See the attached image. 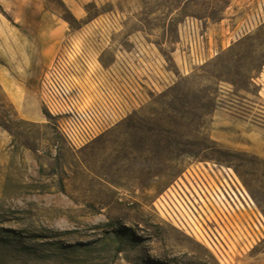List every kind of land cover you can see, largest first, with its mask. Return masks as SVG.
Segmentation results:
<instances>
[{
    "label": "rangeland",
    "instance_id": "obj_1",
    "mask_svg": "<svg viewBox=\"0 0 264 264\" xmlns=\"http://www.w3.org/2000/svg\"><path fill=\"white\" fill-rule=\"evenodd\" d=\"M112 13L122 43L173 40L187 18L234 31L154 97L156 120L140 109L72 151L40 81L68 33ZM262 88L264 0H0V264H264Z\"/></svg>",
    "mask_w": 264,
    "mask_h": 264
},
{
    "label": "built area",
    "instance_id": "obj_2",
    "mask_svg": "<svg viewBox=\"0 0 264 264\" xmlns=\"http://www.w3.org/2000/svg\"><path fill=\"white\" fill-rule=\"evenodd\" d=\"M121 23L119 15L112 13L68 33L41 78L40 106L72 151L127 119L143 105L147 92L158 91L146 76L149 67L143 52L121 57L116 69L101 63ZM183 31L190 55L198 60L203 47L199 21L185 20Z\"/></svg>",
    "mask_w": 264,
    "mask_h": 264
},
{
    "label": "crops",
    "instance_id": "obj_3",
    "mask_svg": "<svg viewBox=\"0 0 264 264\" xmlns=\"http://www.w3.org/2000/svg\"><path fill=\"white\" fill-rule=\"evenodd\" d=\"M187 19L197 20L201 26L203 47L198 60L190 55L188 42L185 37V32L183 31V25ZM187 19L176 25L173 40L169 39V41L160 42L157 37L147 35L143 32H136L128 36L124 43L117 40L116 37H113V47L104 52L101 57V63L105 68L116 69L121 57L131 56L137 50L147 55L143 57L144 64L146 67H149V73H146V76L148 80L156 86L158 91L154 93L147 92L148 95L145 102L138 109L141 110L136 116H139L142 122L145 121L149 123L156 120L158 111L156 107L158 104L154 101L155 96L171 90L172 88H177L179 86L178 81L181 77L190 76L197 69L216 57L219 50L225 48L224 41L228 39V34H232L234 31V29L232 28L231 30L230 25H228L230 20L227 19L222 20L221 23L217 25L218 29L209 26V24L203 20L195 18ZM216 36L220 37V42L217 41ZM131 43H133V45ZM263 90L264 88L261 89V91ZM232 123V118H217L216 116L211 118L209 138L211 140L227 141L231 138V135L226 129ZM212 126L215 130H212ZM218 128H223L224 131L217 130ZM168 133L172 134L173 132L168 131ZM178 162L179 160H177V163ZM177 170L179 169L177 168ZM178 178L179 177H177V179Z\"/></svg>",
    "mask_w": 264,
    "mask_h": 264
},
{
    "label": "bare ground",
    "instance_id": "obj_4",
    "mask_svg": "<svg viewBox=\"0 0 264 264\" xmlns=\"http://www.w3.org/2000/svg\"><path fill=\"white\" fill-rule=\"evenodd\" d=\"M3 86H4L5 91L9 95V97L13 100V102H15V104L19 108L21 106V99H20L18 93L14 89L9 87L6 83L3 84ZM39 116L42 118V116L40 114H39Z\"/></svg>",
    "mask_w": 264,
    "mask_h": 264
}]
</instances>
